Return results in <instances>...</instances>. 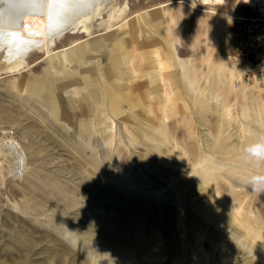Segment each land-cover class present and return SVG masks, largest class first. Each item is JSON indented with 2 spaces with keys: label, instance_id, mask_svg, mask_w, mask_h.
<instances>
[{
  "label": "rangeland",
  "instance_id": "rangeland-1",
  "mask_svg": "<svg viewBox=\"0 0 264 264\" xmlns=\"http://www.w3.org/2000/svg\"><path fill=\"white\" fill-rule=\"evenodd\" d=\"M197 3L225 16L110 0L51 55L0 66L3 262L264 264V162L243 158L264 81L237 52L264 0Z\"/></svg>",
  "mask_w": 264,
  "mask_h": 264
},
{
  "label": "bare ground",
  "instance_id": "bare-ground-1",
  "mask_svg": "<svg viewBox=\"0 0 264 264\" xmlns=\"http://www.w3.org/2000/svg\"><path fill=\"white\" fill-rule=\"evenodd\" d=\"M200 1L203 5H216L222 0ZM179 2L190 4L199 12L225 16L218 11L199 8L197 0H179ZM109 4L110 0H0L1 68L6 69L7 72L22 70L28 66L27 56L33 51L44 52L46 56L51 55L53 45L65 34L89 32L92 20L101 16ZM78 43L80 41L72 46ZM4 133L7 134V132ZM5 142L14 148H16L14 145L18 143L13 137H9ZM20 153L17 152L19 166L23 163V158H26ZM20 173L22 174V170ZM0 264L6 263L0 259ZM94 264L106 263L96 259Z\"/></svg>",
  "mask_w": 264,
  "mask_h": 264
},
{
  "label": "built area",
  "instance_id": "built-area-1",
  "mask_svg": "<svg viewBox=\"0 0 264 264\" xmlns=\"http://www.w3.org/2000/svg\"><path fill=\"white\" fill-rule=\"evenodd\" d=\"M237 45L250 65L251 77L264 81V20L252 19Z\"/></svg>",
  "mask_w": 264,
  "mask_h": 264
},
{
  "label": "clouds",
  "instance_id": "clouds-1",
  "mask_svg": "<svg viewBox=\"0 0 264 264\" xmlns=\"http://www.w3.org/2000/svg\"><path fill=\"white\" fill-rule=\"evenodd\" d=\"M245 162L255 161L257 164L264 162V135H260L258 139L248 145L244 149ZM248 183L253 188L254 192H264V179L252 178Z\"/></svg>",
  "mask_w": 264,
  "mask_h": 264
},
{
  "label": "crops",
  "instance_id": "crops-1",
  "mask_svg": "<svg viewBox=\"0 0 264 264\" xmlns=\"http://www.w3.org/2000/svg\"><path fill=\"white\" fill-rule=\"evenodd\" d=\"M96 44H98V43H92L91 45H94V46H95ZM88 49L90 50V48H88ZM85 51H86V50H85ZM85 51H84V53H85ZM87 53H89L88 50H87ZM62 61H64V57H61V58L58 59L59 64L62 63ZM55 72H56V73L58 72V68L56 69ZM84 79H85V78H84ZM85 80H86V83H89V82H90V80L88 81L87 78H86ZM37 85H38V86H37V89H39V86L41 85L40 82H38Z\"/></svg>",
  "mask_w": 264,
  "mask_h": 264
}]
</instances>
